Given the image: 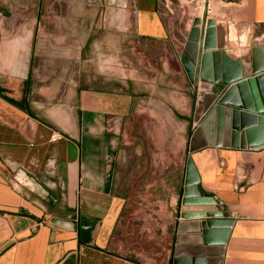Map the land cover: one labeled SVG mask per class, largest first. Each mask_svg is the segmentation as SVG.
I'll list each match as a JSON object with an SVG mask.
<instances>
[{
  "label": "crops",
  "instance_id": "1",
  "mask_svg": "<svg viewBox=\"0 0 264 264\" xmlns=\"http://www.w3.org/2000/svg\"><path fill=\"white\" fill-rule=\"evenodd\" d=\"M29 1L0 7V264H264V148H232L228 113L221 147L217 118L196 130L181 62L221 22L228 47L203 50L200 78L237 79L251 55L230 54L231 32L263 44L264 0H122L129 31L99 38L83 1L64 39Z\"/></svg>",
  "mask_w": 264,
  "mask_h": 264
},
{
  "label": "water",
  "instance_id": "2",
  "mask_svg": "<svg viewBox=\"0 0 264 264\" xmlns=\"http://www.w3.org/2000/svg\"><path fill=\"white\" fill-rule=\"evenodd\" d=\"M200 20L194 22V27L200 25ZM217 30L210 27L205 28L204 38L199 52V62L197 66L190 60L186 53L181 57V62L185 67L186 73L192 82L196 85V111L193 124L196 130L208 120H215L217 118V134L218 140L216 146L221 147L222 141L220 140L223 132L224 117L228 113V120L230 121L231 136L233 134L240 139L237 142L231 141L230 146L236 149H251L259 150L264 148V43L252 48L250 61L242 60L240 62L241 74L227 85L216 83L214 80H207L200 78V69L203 56V50L211 49H226L228 47V30L223 23L217 24ZM218 32V43H214V36ZM195 29L191 31V38L195 36ZM205 39V40H204ZM203 92V93H202ZM217 96V97H216ZM209 106V107H208ZM208 107V109H207ZM226 108L231 109L226 110ZM232 116V120H231ZM229 129V128H228ZM234 130V131H233ZM229 133V131H227ZM261 134L260 140H256L257 135ZM195 132L191 136H194ZM255 139V140H254ZM193 169L192 160L189 159L188 170ZM196 184V183H195ZM190 184L187 185L189 187ZM202 192L198 191V196ZM206 201L211 203V212L215 211V203L220 204V201H215L209 196H204ZM188 197L186 190H183L181 199L182 206L188 205L191 200ZM196 200V199H195ZM192 201H194L192 199ZM184 209V208H183ZM204 212V211H203ZM206 224H202L205 228ZM233 225V221L229 222V226ZM227 237L221 242L222 246L225 245ZM188 241L199 242L200 237L195 238H179L178 244H186ZM179 249L176 252V257L187 254ZM199 251L196 250V253ZM198 256L200 254L198 253Z\"/></svg>",
  "mask_w": 264,
  "mask_h": 264
},
{
  "label": "rangeland",
  "instance_id": "3",
  "mask_svg": "<svg viewBox=\"0 0 264 264\" xmlns=\"http://www.w3.org/2000/svg\"><path fill=\"white\" fill-rule=\"evenodd\" d=\"M48 6L45 9L42 10L43 13V24L45 34L49 37L54 38H61L64 39L66 37H77L74 35L75 30L72 29L75 27V23L77 20L78 15L76 14L77 8L81 3H84L87 5V3H91V6H98L97 13L92 14L94 15V19L98 20L100 17L102 19H105L107 21L106 25L107 28H110L108 31H105L104 29H94L93 31L90 30V35H94L96 38L104 37L106 36V32L108 34H112V32H115L113 29H117V31L126 33L129 31L130 25H128L126 28L124 26L121 27L122 23H125V17L128 18V22L131 23L130 18L122 11V0H47ZM185 7H190L193 9L196 8V2H200V0H182ZM186 1V2H184ZM29 0H0V7H9L13 6V11H20L23 10L29 3ZM104 6H108V10L103 13L102 8ZM211 6L210 8L207 7V11L209 10L211 12ZM200 10H198L199 12ZM102 12V13H101ZM197 13L196 9L194 11ZM193 12V13H194ZM200 15H202L200 11ZM206 16H211V14L207 13ZM93 19V20H94ZM62 23V24H61ZM60 24L62 27H60ZM72 25V26H70ZM67 27V28H66ZM112 29V30H111ZM118 32V33H119ZM232 40H231V53L234 54V57L237 59L239 58H247L251 55L252 47H254L255 44L259 43L260 40L254 39L253 37H250L249 34L242 33L237 34L235 32H231ZM116 35V34H115ZM120 36V35H117ZM86 38L88 36H85ZM239 49V50H238ZM166 100L169 97V94H164Z\"/></svg>",
  "mask_w": 264,
  "mask_h": 264
},
{
  "label": "trees",
  "instance_id": "4",
  "mask_svg": "<svg viewBox=\"0 0 264 264\" xmlns=\"http://www.w3.org/2000/svg\"><path fill=\"white\" fill-rule=\"evenodd\" d=\"M4 14H5V15H8V12L4 11Z\"/></svg>",
  "mask_w": 264,
  "mask_h": 264
},
{
  "label": "built area",
  "instance_id": "5",
  "mask_svg": "<svg viewBox=\"0 0 264 264\" xmlns=\"http://www.w3.org/2000/svg\"><path fill=\"white\" fill-rule=\"evenodd\" d=\"M207 12H209V10Z\"/></svg>",
  "mask_w": 264,
  "mask_h": 264
}]
</instances>
